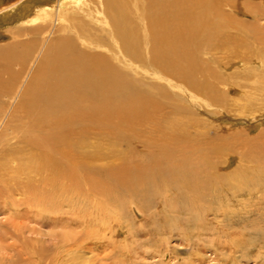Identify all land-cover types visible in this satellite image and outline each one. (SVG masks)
<instances>
[{
    "label": "bare ground",
    "instance_id": "6f19581e",
    "mask_svg": "<svg viewBox=\"0 0 264 264\" xmlns=\"http://www.w3.org/2000/svg\"><path fill=\"white\" fill-rule=\"evenodd\" d=\"M32 1L18 2L27 26L0 45V264H121L74 235L89 208L119 231L135 211L150 241L168 232L194 246L210 215L213 230L219 217L264 224V145L222 172L233 146L192 131L264 124V108L227 104L231 91L264 93V0Z\"/></svg>",
    "mask_w": 264,
    "mask_h": 264
},
{
    "label": "rangeland",
    "instance_id": "374dc122",
    "mask_svg": "<svg viewBox=\"0 0 264 264\" xmlns=\"http://www.w3.org/2000/svg\"><path fill=\"white\" fill-rule=\"evenodd\" d=\"M19 1L20 0H0V45L10 43L11 41H14V39H17V37L14 38L13 36H16L15 34H18L20 29L27 26V23H21L19 22L18 19V11L21 5V3L18 4ZM35 1L36 0L32 1V3H34ZM64 1L67 2V4L69 5H74V2L76 1L79 2L83 0H64ZM89 4H92V1H90ZM72 11L76 12L77 10L71 8L69 12ZM81 12L83 15L88 14L83 11ZM240 19L249 20V18L247 17H240ZM259 23L262 27H264V18H262L259 21ZM70 33L74 35L73 32ZM24 37L25 39L27 38L25 35L18 36V40H21L22 38H23L22 40H24ZM143 78H145L147 82H155V80L151 78L147 77L148 78L147 79L145 76ZM218 88L220 90L223 89L226 90L225 88H227V86L222 83H219ZM247 93H248V89H247ZM229 95L240 97L239 100H235V102L227 101V104L230 106L231 109H233L234 113L243 110V108L245 107L252 109L264 108V93L258 94L257 92H254L252 98L250 97V100H247L243 96L242 97L239 96L243 94H240V92L238 91L237 92L231 91ZM248 95L250 94L248 93ZM219 109L222 108L219 107ZM215 110L218 111L216 108ZM226 114L230 115L229 113ZM201 115L202 117L206 118L208 121L215 124H219L223 122V119H217L219 117L215 118L214 116H207L204 114ZM263 117L264 115L261 116L262 123H264ZM257 120H259V122L261 121L259 118H257ZM237 123H240L241 126L245 125V120L239 121ZM247 123L248 124L251 123V120L248 119ZM211 126L212 125H208V127H204V128L201 127L199 129L194 128L192 129V131L202 132V134H204V137H206L207 139V141L205 139L203 140L204 143L205 142L208 143L209 141L211 142V140L214 142L219 141L224 137L226 141L225 143H230L233 146L232 149L234 152L229 153L231 155L225 154L222 155L223 157L220 158L216 157V159L217 158L219 159V160L217 159L219 164H222L220 171L227 172L237 166L242 167V166L252 165L247 161H243L242 158L248 150L252 149V147H258L259 149L261 148V146L264 145V124L258 125L257 127L248 130L232 128V127H214V126L211 127ZM93 132L97 134H94ZM108 136L109 137L105 136L106 139L107 138L111 139V137L113 138L112 135H108ZM97 137L102 139V136L98 133V131H95L94 129L93 131L90 132V143L91 141L95 142L97 140H100ZM138 140L139 141L134 140L132 141V143H136V142L143 143L142 142L143 138ZM103 142L106 143L105 140H103ZM119 143H128V142L126 140H122L119 141ZM121 148L125 149L126 145L125 144L121 145ZM259 195L260 194L258 193L254 195L256 197H253L252 201L258 200L257 196ZM236 198L243 199L245 197L238 195L236 196ZM78 207L82 209L85 208V205L81 204V207L80 205H78ZM62 208H63L62 210H65V207ZM252 211L253 214H255L254 212H257L255 208H253ZM87 213L89 214L88 218L90 222H92L90 224L91 226L87 227L86 229L82 228V226L83 227L86 226L84 218H82V216L83 217L86 216H84L85 214L83 215L82 213H80V211H78L77 214H80V216L76 217L78 223L73 226L74 227L73 233L74 235L76 234L77 236L76 235L75 236L80 239L87 237L86 239L85 238L84 239L87 245L86 254L88 256L100 257L103 255H107L110 258H115V260L118 259L117 261H120L121 264H223L225 260H231V264H235V263L264 264V224L261 225L260 223H256V225L254 226L252 225L253 226L252 227L250 225L245 226L243 224H239L238 226L237 225L235 226L234 224L231 223L230 226V222L220 221L222 218L219 217L216 220H218L219 224L222 222L220 225H218L220 228L218 227V229L215 228L213 230L214 225H212L210 222V220L212 219V216L210 215L207 216V220L209 222L208 225L205 224L208 227L207 233L201 237L202 240L200 239L198 240L199 242H196L198 243V245L194 246L193 243L186 241L181 235H177L176 233L170 234L168 232L159 235V237L153 235V237L156 240L150 241L147 233L153 234L152 231L153 229L151 228L152 225L150 223H145L143 221H140V216L135 211L131 212L130 210H126V211L124 210V212L123 211L121 212L120 231L118 229L119 227L117 226L116 222H112L111 219L107 218L104 222L103 221L100 222L101 219L100 210L96 209L92 213V210L89 208V210L86 211V214ZM0 216H1L0 219L4 220L3 219L4 216L3 215ZM133 216L137 219L136 222L133 221L134 220ZM237 218L238 217H234L233 221L238 220ZM82 219H83V223H81ZM191 226L195 227V224ZM194 227L190 229H194ZM235 228H236V232H234ZM49 229H50L49 227H44L45 231L46 230L48 231ZM57 229L60 232L66 230V228L63 227H59ZM214 231L216 234H214ZM86 233H88L89 235L93 234L95 236L88 239V234ZM234 233H242V234L239 236V235H235ZM247 234L249 235L247 236ZM224 242L227 244H225ZM238 244H239V248H238ZM2 253L6 254L5 251Z\"/></svg>",
    "mask_w": 264,
    "mask_h": 264
}]
</instances>
